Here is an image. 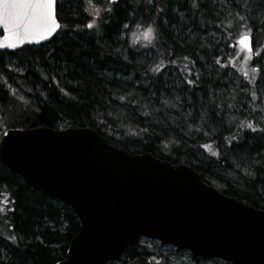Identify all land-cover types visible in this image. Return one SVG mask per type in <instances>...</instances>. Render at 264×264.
I'll list each match as a JSON object with an SVG mask.
<instances>
[{"label": "trees", "instance_id": "1", "mask_svg": "<svg viewBox=\"0 0 264 264\" xmlns=\"http://www.w3.org/2000/svg\"><path fill=\"white\" fill-rule=\"evenodd\" d=\"M93 3L101 7L104 21L97 17L94 28H87L93 19L88 0H58L62 27L49 41L0 52V136L7 128L87 126L131 154L150 153L189 166L222 194L264 210V132L238 128L240 121L251 120L264 129V23L248 21L253 50L261 52L238 65L242 21L228 15L236 9L224 0L216 9L219 16L207 0L200 11L186 0ZM109 7L112 12L103 10ZM229 19L231 25L225 23ZM137 23L158 25L160 39L133 45ZM161 58V72L149 71ZM257 65L260 71L253 73ZM238 69L250 71V77ZM185 76L195 83L188 84ZM0 192L10 193L6 207L13 209L0 214V258L10 264L65 259L67 244L79 230L71 208L31 189L1 163ZM150 241L126 246L107 264H229Z\"/></svg>", "mask_w": 264, "mask_h": 264}, {"label": "water", "instance_id": "2", "mask_svg": "<svg viewBox=\"0 0 264 264\" xmlns=\"http://www.w3.org/2000/svg\"><path fill=\"white\" fill-rule=\"evenodd\" d=\"M0 163L76 216L79 230L54 264H106L140 237L197 258L264 264V210L222 194L189 166L131 154L90 127L5 129Z\"/></svg>", "mask_w": 264, "mask_h": 264}, {"label": "snow or ice", "instance_id": "3", "mask_svg": "<svg viewBox=\"0 0 264 264\" xmlns=\"http://www.w3.org/2000/svg\"><path fill=\"white\" fill-rule=\"evenodd\" d=\"M119 0H108V4L112 5L118 3ZM151 2V0H149ZM187 3H190L191 8L196 11H200L202 0H186ZM207 3L213 6L214 14L219 16V12L216 11L217 8L222 7L219 0H207ZM224 3H229L233 5L236 11L229 12L228 15L233 17L240 23L239 34L236 37V43L241 46L242 50L245 51L244 63L247 64L248 61L252 59L254 55L252 48V25L248 23L249 20H252L256 23H264V3L261 0H224ZM93 19L87 24V28L92 29L96 25V18H101V23H103V18L101 17V7L93 3V0H88ZM244 8L250 9L249 12L241 14ZM106 12H112L111 7L103 9ZM63 17L58 19L57 16V0H0V26L3 28V35H0V48H10L16 49L19 46L27 42H40L48 39L53 33H56L58 29H61L62 25L60 20ZM232 19L226 20L225 23L231 25ZM127 28V25H124ZM70 31V29H68ZM160 32L158 30V25L149 23L146 27L142 24L137 23L135 29L131 32V43L136 44L137 41H141L142 45H154L155 42L160 39ZM231 35V33L229 34ZM235 47V45H233ZM264 47V46H262ZM240 55V52H237V56ZM2 59V58H0ZM184 59H190L185 56ZM219 62V57L216 58ZM171 63H177L176 60H172ZM165 67V61L161 58L152 67L149 71L153 73H160L161 70ZM187 72H191V69H185ZM251 71L257 73L260 71L259 65L252 67ZM198 75V73H197ZM243 75L245 78L248 77V72L244 71ZM188 84H194L193 79H189L187 76L184 77ZM61 91H64L61 89ZM252 98L256 99V93H252ZM21 100L24 99L23 96L20 97ZM120 100H124L125 96H119ZM178 100L179 97H176ZM135 103V101H133ZM166 103H171V101H166ZM234 119V118H230ZM4 122L3 116L0 115V125ZM194 125H189V128ZM239 129H250L253 133L258 131L264 132V129H261L259 125H256L251 120H242L238 125ZM135 132V129H131ZM143 131H147L144 129ZM7 135V132L4 133ZM237 136L234 135L232 140H236ZM231 143V141H230ZM203 147L209 148V145H204ZM216 154V153H213ZM255 175V173H252ZM10 193L0 192V214L6 215L8 212H11L13 209L8 206L11 201L9 199ZM10 239H15V237H9ZM150 260L153 258H149ZM0 264H10V261H5L0 258ZM156 264H161L159 260L156 261Z\"/></svg>", "mask_w": 264, "mask_h": 264}, {"label": "rangeland", "instance_id": "4", "mask_svg": "<svg viewBox=\"0 0 264 264\" xmlns=\"http://www.w3.org/2000/svg\"><path fill=\"white\" fill-rule=\"evenodd\" d=\"M237 47H238V46H237ZM238 49H239V51H241V54H240L241 58H240L239 61H238V65H239L241 59H244L245 51L243 52V51L241 50V48H239V47H238ZM253 52H254V55L252 56V58H255L256 55H257V52L260 53V52H261V49H260L259 47H256V48L253 50ZM251 60H252V59H251ZM261 69L264 70V57L262 58ZM244 71H245V70H242V69H241V71H240V70L238 69V72H239V73H243ZM247 72L250 73V71H247ZM234 75H235V73H234ZM248 77H250V76H248ZM149 241H150V240H149ZM152 242H153V241H152ZM142 243L145 244V245L151 246V241H150V243H148V242L142 240ZM162 249H165V247H163ZM172 254H173V253H172ZM179 255L184 256V254H182V253H179ZM184 257H187V256L185 255ZM184 257L182 258V257L179 256V260H183Z\"/></svg>", "mask_w": 264, "mask_h": 264}]
</instances>
